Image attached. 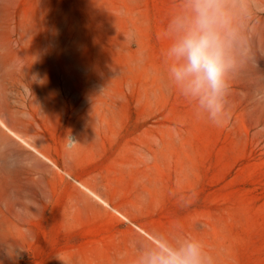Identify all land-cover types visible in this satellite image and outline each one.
I'll use <instances>...</instances> for the list:
<instances>
[{
    "label": "rangeland",
    "instance_id": "rangeland-1",
    "mask_svg": "<svg viewBox=\"0 0 264 264\" xmlns=\"http://www.w3.org/2000/svg\"><path fill=\"white\" fill-rule=\"evenodd\" d=\"M186 11L0 0V264H147L194 239L264 264V0L235 17L249 54L220 123L168 78Z\"/></svg>",
    "mask_w": 264,
    "mask_h": 264
},
{
    "label": "clouds",
    "instance_id": "clouds-1",
    "mask_svg": "<svg viewBox=\"0 0 264 264\" xmlns=\"http://www.w3.org/2000/svg\"><path fill=\"white\" fill-rule=\"evenodd\" d=\"M251 0H186V14L170 25V43L162 55L175 90L213 123L227 116L229 76L249 54L246 27ZM175 33L174 35L171 33ZM57 259L64 264L61 255ZM147 264H215L199 240L179 251L152 253Z\"/></svg>",
    "mask_w": 264,
    "mask_h": 264
},
{
    "label": "bare ground",
    "instance_id": "bare-ground-1",
    "mask_svg": "<svg viewBox=\"0 0 264 264\" xmlns=\"http://www.w3.org/2000/svg\"><path fill=\"white\" fill-rule=\"evenodd\" d=\"M118 214V213H117Z\"/></svg>",
    "mask_w": 264,
    "mask_h": 264
}]
</instances>
